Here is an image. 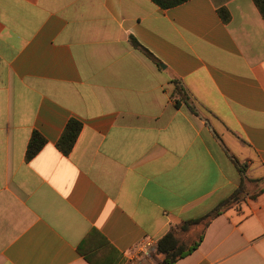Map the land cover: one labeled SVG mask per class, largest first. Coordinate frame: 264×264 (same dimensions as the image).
Returning a JSON list of instances; mask_svg holds the SVG:
<instances>
[{"label": "crops", "instance_id": "crops-1", "mask_svg": "<svg viewBox=\"0 0 264 264\" xmlns=\"http://www.w3.org/2000/svg\"><path fill=\"white\" fill-rule=\"evenodd\" d=\"M175 80L199 116L176 104ZM34 132L45 144L27 161ZM237 192L177 233L199 245L175 264H264L253 0H0V264H155L160 239Z\"/></svg>", "mask_w": 264, "mask_h": 264}, {"label": "trees", "instance_id": "trees-1", "mask_svg": "<svg viewBox=\"0 0 264 264\" xmlns=\"http://www.w3.org/2000/svg\"><path fill=\"white\" fill-rule=\"evenodd\" d=\"M151 1L161 9H170L188 0H151ZM253 1L258 7L259 12L264 20V0H253ZM221 17L223 21L227 20V14L225 12L221 13ZM130 41L133 47L143 52H146L142 47H140V45H138V43L134 39L131 38ZM173 85H174V94H176L179 97V100L176 102V104L178 105L180 102L183 103L192 114H194L195 116H199V111L188 100L182 85L176 80L173 81ZM80 128H81L80 124L73 119L67 122L60 138L56 143V149L64 156H67L72 150L76 142V139L78 137V134L80 132ZM44 144H45L44 139L38 133L34 132L27 145L26 160L29 161L30 159H32L42 149ZM232 161L238 172L242 173L243 172L242 167L237 162V160L232 158ZM242 182H243V178H242ZM238 193L239 192L235 193L232 198L220 203L212 212H210L205 217L177 226L174 229H172L170 232H168L162 239H160L157 244L156 253L154 254L155 257H161V259H159L157 264H175L179 259L185 257L186 255L194 251L199 245V243L195 242L191 246H187L186 243L181 242V240L177 237V233L186 232L190 227L198 224H203L204 226H207V224L213 218L220 215L230 204H232L234 198L237 196ZM201 239L202 237H200L199 241H201ZM84 256L86 261H88L90 264H93L86 255Z\"/></svg>", "mask_w": 264, "mask_h": 264}, {"label": "built area", "instance_id": "built-area-1", "mask_svg": "<svg viewBox=\"0 0 264 264\" xmlns=\"http://www.w3.org/2000/svg\"><path fill=\"white\" fill-rule=\"evenodd\" d=\"M153 250L151 249V245L150 244H143V245H140L138 251H137V255L140 256V257H144V256H149L150 253L152 252Z\"/></svg>", "mask_w": 264, "mask_h": 264}, {"label": "rangeland", "instance_id": "rangeland-1", "mask_svg": "<svg viewBox=\"0 0 264 264\" xmlns=\"http://www.w3.org/2000/svg\"><path fill=\"white\" fill-rule=\"evenodd\" d=\"M194 241H195V239H192L191 241H189V243H187V245L190 246L192 244L191 242H194ZM152 259H153L155 264H157V262L159 261L156 257H153Z\"/></svg>", "mask_w": 264, "mask_h": 264}]
</instances>
